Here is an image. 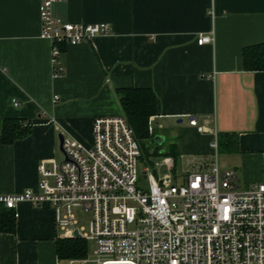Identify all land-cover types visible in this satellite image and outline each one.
Here are the masks:
<instances>
[{
	"label": "crops",
	"instance_id": "0c3cea01",
	"mask_svg": "<svg viewBox=\"0 0 264 264\" xmlns=\"http://www.w3.org/2000/svg\"><path fill=\"white\" fill-rule=\"evenodd\" d=\"M38 3L0 0V121L31 123L25 137L0 140V195L36 191L40 163L64 159L59 137L89 145L93 119L123 116L116 90L130 87L156 96L153 136L165 141L152 152L173 146L186 168L210 156L215 129L221 169L246 186L261 180L264 71H244L242 51L264 44V0H61L55 17L107 23L110 31L60 47L58 77L51 45L39 38ZM211 33L213 43L197 45L199 34ZM16 211L14 233H0V264L74 263L56 254L61 234L50 205L21 203Z\"/></svg>",
	"mask_w": 264,
	"mask_h": 264
},
{
	"label": "built area",
	"instance_id": "2783aa9c",
	"mask_svg": "<svg viewBox=\"0 0 264 264\" xmlns=\"http://www.w3.org/2000/svg\"><path fill=\"white\" fill-rule=\"evenodd\" d=\"M60 1L38 3L39 38L51 45L54 77L62 75L60 47L90 43L110 31L107 23L74 24L55 17L53 7ZM213 41V33L196 38L198 46ZM188 118L191 127L206 132L194 116ZM151 123L152 117L149 135ZM208 133L213 135L210 156L187 163L175 175L170 155L149 154L155 166L148 164L124 116L95 117L89 145L63 137L64 159L40 163L37 190L0 195V205L15 218L21 203L50 205L61 239L77 231L94 247V259L71 263L264 264V153L261 180L241 188L234 170H220L217 133ZM76 210L90 217L88 235H82Z\"/></svg>",
	"mask_w": 264,
	"mask_h": 264
},
{
	"label": "trees",
	"instance_id": "16d2710c",
	"mask_svg": "<svg viewBox=\"0 0 264 264\" xmlns=\"http://www.w3.org/2000/svg\"><path fill=\"white\" fill-rule=\"evenodd\" d=\"M242 64L244 71H264V44L246 47L242 51ZM123 116L133 129L135 138L140 143L145 154L157 155V150L150 153L144 149L153 138L148 133L150 117L156 115V96L151 89L122 88L116 90ZM31 123L18 119H5L0 121V140L10 144L29 134ZM150 147V146H149ZM164 155L175 159L173 146ZM15 217L13 212L0 205V233L13 234L15 231ZM56 254L60 259H81L87 254V244L81 239H59L56 242Z\"/></svg>",
	"mask_w": 264,
	"mask_h": 264
},
{
	"label": "rangeland",
	"instance_id": "374dc122",
	"mask_svg": "<svg viewBox=\"0 0 264 264\" xmlns=\"http://www.w3.org/2000/svg\"><path fill=\"white\" fill-rule=\"evenodd\" d=\"M151 124L153 125L154 128L156 127V124L155 123L152 122ZM144 149L146 151H148V149H150V148L149 147H144ZM222 156H223L222 153H219L218 154V162H219V168H220V170H224V169H221V165H220ZM145 157H146L145 159L148 160V164L152 168H154V166H155L154 165V162H155L154 158L153 157H149V154H146ZM147 157H149V158H147ZM184 164L185 163H184L183 160L178 159L177 161H175V168L172 171V174L181 175L184 172V170H185ZM161 173H165V171L164 170H161ZM180 182L181 181L179 180V183ZM245 186L246 185L241 184V188H244ZM75 214H76L77 220L79 222L78 223V226H79L80 229H82V231H81L82 232V235L83 236L88 235L89 234V219H90L89 215L88 214H83L79 210H76L75 211ZM93 249H94L93 245L90 242H87V254H86V258L88 260H92V259L95 258L94 255H93ZM60 264H68V261H61ZM72 264H81V263L80 262H74Z\"/></svg>",
	"mask_w": 264,
	"mask_h": 264
},
{
	"label": "water",
	"instance_id": "95a60500",
	"mask_svg": "<svg viewBox=\"0 0 264 264\" xmlns=\"http://www.w3.org/2000/svg\"><path fill=\"white\" fill-rule=\"evenodd\" d=\"M180 122V120L178 121ZM62 140H63V137L60 136L59 137V142H60V150L62 151ZM165 141V138L164 136L162 135H154L152 140L147 144L145 145V147H149L150 145H158V146H161L162 143ZM150 153L152 154V151L150 150ZM164 153V150L160 151L159 152V155H162ZM80 235L77 233V231H74L73 234L71 235V239H80Z\"/></svg>",
	"mask_w": 264,
	"mask_h": 264
}]
</instances>
